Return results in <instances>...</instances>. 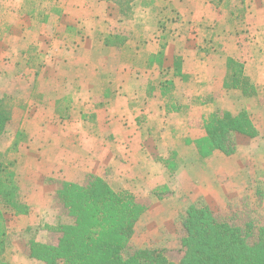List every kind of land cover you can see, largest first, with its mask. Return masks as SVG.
Returning <instances> with one entry per match:
<instances>
[{
    "label": "rangeland",
    "instance_id": "obj_1",
    "mask_svg": "<svg viewBox=\"0 0 264 264\" xmlns=\"http://www.w3.org/2000/svg\"><path fill=\"white\" fill-rule=\"evenodd\" d=\"M0 110L28 208L5 215L12 264H41L28 242L56 241L48 227L71 222L57 189L89 176L145 207L132 249L180 264L189 205L264 217V0H0ZM222 112L256 136L201 159L193 142Z\"/></svg>",
    "mask_w": 264,
    "mask_h": 264
},
{
    "label": "trees",
    "instance_id": "obj_2",
    "mask_svg": "<svg viewBox=\"0 0 264 264\" xmlns=\"http://www.w3.org/2000/svg\"><path fill=\"white\" fill-rule=\"evenodd\" d=\"M236 75H228L235 87L225 88L246 93L248 89L238 85ZM214 115L208 119L205 137L193 142L201 159L214 151L230 155L234 149L229 138L232 132L256 136L243 113ZM7 119V113L0 110V137ZM3 164L0 161V264H12L5 215H25L28 208L19 201L13 173L7 170L11 163ZM56 198L71 222L48 227L58 235L55 242L29 241L30 259L41 264H171L164 250L131 248L135 224L146 209L130 192L114 190L102 178L89 176L82 184L61 182ZM257 218L231 221L205 204L189 205L181 223L180 264H264V217Z\"/></svg>",
    "mask_w": 264,
    "mask_h": 264
},
{
    "label": "crops",
    "instance_id": "obj_3",
    "mask_svg": "<svg viewBox=\"0 0 264 264\" xmlns=\"http://www.w3.org/2000/svg\"><path fill=\"white\" fill-rule=\"evenodd\" d=\"M246 109V108H245ZM263 132V131H262Z\"/></svg>",
    "mask_w": 264,
    "mask_h": 264
}]
</instances>
